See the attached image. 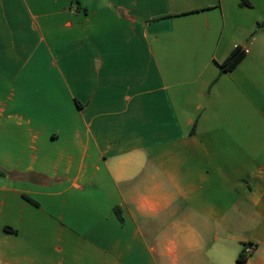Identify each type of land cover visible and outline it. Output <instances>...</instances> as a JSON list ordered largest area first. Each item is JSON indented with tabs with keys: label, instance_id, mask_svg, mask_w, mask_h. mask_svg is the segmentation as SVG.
I'll return each instance as SVG.
<instances>
[{
	"label": "crops",
	"instance_id": "crops-1",
	"mask_svg": "<svg viewBox=\"0 0 264 264\" xmlns=\"http://www.w3.org/2000/svg\"><path fill=\"white\" fill-rule=\"evenodd\" d=\"M248 1L0 0V264H264Z\"/></svg>",
	"mask_w": 264,
	"mask_h": 264
},
{
	"label": "trees",
	"instance_id": "trees-1",
	"mask_svg": "<svg viewBox=\"0 0 264 264\" xmlns=\"http://www.w3.org/2000/svg\"><path fill=\"white\" fill-rule=\"evenodd\" d=\"M241 7H251V4L248 0H241ZM243 49L240 47L234 48L230 53L226 56V58L218 64L220 73H230L235 69V67L242 61L244 58ZM16 175V176H15ZM0 177L9 178L16 181H27L28 183L36 184L37 181L31 178V175L23 174L21 177H17L16 172H6L0 170ZM117 212V211H116ZM239 263H243V261L239 260Z\"/></svg>",
	"mask_w": 264,
	"mask_h": 264
},
{
	"label": "built area",
	"instance_id": "built-area-1",
	"mask_svg": "<svg viewBox=\"0 0 264 264\" xmlns=\"http://www.w3.org/2000/svg\"><path fill=\"white\" fill-rule=\"evenodd\" d=\"M244 55H246L248 52L247 50H243ZM254 247L252 244H245L241 253L240 260L245 261L252 253H253Z\"/></svg>",
	"mask_w": 264,
	"mask_h": 264
}]
</instances>
